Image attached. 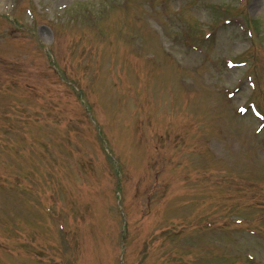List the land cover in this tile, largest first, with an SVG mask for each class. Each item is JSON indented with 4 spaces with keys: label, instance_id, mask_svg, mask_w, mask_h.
<instances>
[{
    "label": "rangeland",
    "instance_id": "374dc122",
    "mask_svg": "<svg viewBox=\"0 0 264 264\" xmlns=\"http://www.w3.org/2000/svg\"><path fill=\"white\" fill-rule=\"evenodd\" d=\"M253 101L264 0H0V264H264Z\"/></svg>",
    "mask_w": 264,
    "mask_h": 264
},
{
    "label": "bare ground",
    "instance_id": "6f19581e",
    "mask_svg": "<svg viewBox=\"0 0 264 264\" xmlns=\"http://www.w3.org/2000/svg\"><path fill=\"white\" fill-rule=\"evenodd\" d=\"M259 0H256V2H258Z\"/></svg>",
    "mask_w": 264,
    "mask_h": 264
}]
</instances>
